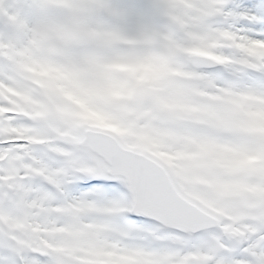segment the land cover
I'll return each instance as SVG.
<instances>
[{
  "label": "snow or ice",
  "instance_id": "1",
  "mask_svg": "<svg viewBox=\"0 0 264 264\" xmlns=\"http://www.w3.org/2000/svg\"><path fill=\"white\" fill-rule=\"evenodd\" d=\"M0 264H264V0H0Z\"/></svg>",
  "mask_w": 264,
  "mask_h": 264
},
{
  "label": "bare ground",
  "instance_id": "2",
  "mask_svg": "<svg viewBox=\"0 0 264 264\" xmlns=\"http://www.w3.org/2000/svg\"><path fill=\"white\" fill-rule=\"evenodd\" d=\"M258 2V0H247L245 1L246 4H248L250 6V3H255Z\"/></svg>",
  "mask_w": 264,
  "mask_h": 264
},
{
  "label": "rangeland",
  "instance_id": "3",
  "mask_svg": "<svg viewBox=\"0 0 264 264\" xmlns=\"http://www.w3.org/2000/svg\"><path fill=\"white\" fill-rule=\"evenodd\" d=\"M245 1H247V0H244V2ZM238 26H244V22L242 21V22H240V25H238Z\"/></svg>",
  "mask_w": 264,
  "mask_h": 264
}]
</instances>
